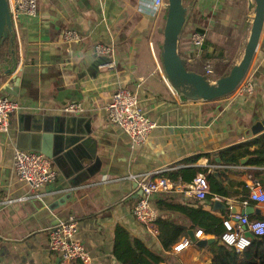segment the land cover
Wrapping results in <instances>:
<instances>
[{
	"label": "crops",
	"instance_id": "0c3cea01",
	"mask_svg": "<svg viewBox=\"0 0 264 264\" xmlns=\"http://www.w3.org/2000/svg\"><path fill=\"white\" fill-rule=\"evenodd\" d=\"M149 3L40 0L36 17L22 18L18 39L4 45L0 94L19 102L22 109L10 116L7 131L0 130V264H58L48 233L66 221L77 222L74 238L90 253L93 264H214L224 244L195 229L186 208L200 206L223 220L232 215L229 206L245 208L239 201L245 195L244 184L249 189L257 182L264 188V167L255 178L258 168L247 163L225 167L216 156L256 139H245L247 130L264 120V25L245 76L253 92L192 102L167 80L161 61L166 14H153ZM183 4L187 13L179 54L185 59L189 35L204 31L201 59L186 66L202 74L204 64H209V80L215 81L242 57L251 29V0ZM67 29L80 33L82 43H64L61 33ZM94 44L111 46L113 53L96 55ZM109 64L112 67L102 66ZM118 88L136 94L139 107L156 124L143 145L132 144L108 118L106 105ZM69 103L81 104L84 112L66 115L63 109ZM20 132L46 136L41 142L57 158L56 179L36 191L13 168ZM192 157L198 159L189 166L206 169V175L217 172L224 179L228 196L209 192L206 200L198 201L175 189L153 194L149 200L158 213L155 225L137 222L131 211L140 176H161L184 167ZM216 201L227 204V210H214ZM247 206L258 210L246 215L249 219L264 220V204ZM158 220L181 229L174 243L167 236V247L160 239ZM199 230L203 234L194 235L193 245L173 251L174 244L191 239L189 231ZM210 239L214 241L207 243Z\"/></svg>",
	"mask_w": 264,
	"mask_h": 264
},
{
	"label": "built area",
	"instance_id": "2783aa9c",
	"mask_svg": "<svg viewBox=\"0 0 264 264\" xmlns=\"http://www.w3.org/2000/svg\"><path fill=\"white\" fill-rule=\"evenodd\" d=\"M11 16V37L15 42L18 39L19 25L22 18H34L37 14L40 0H6ZM167 0H150L149 6L153 14H157L166 9ZM64 43H82L83 37L75 30L67 29L61 33ZM207 40L204 31H194L189 35L186 46V64L200 60L203 54V47ZM92 51L96 55H108L113 53L111 46L94 44ZM112 67V64L102 65ZM204 75L212 73V68L205 63L203 66ZM237 92L251 94L253 83L248 77H244ZM22 109L16 100L2 96L0 94V130L5 132L9 126L10 116ZM110 122L122 130L134 145H143L155 129L156 124L149 119L139 107V100L136 94L125 88H118L106 105ZM66 115L81 114L84 109L79 103H69L64 109ZM13 168L18 178L26 182L32 191L41 189L56 179L57 172L51 159L44 154L34 151L16 150L13 158ZM137 190H141L142 196L137 198L132 206L134 219L145 226L152 227L158 219V213L150 203V196L157 193H167L171 190H181L186 195L198 201L206 200L209 194V184L206 174H198L192 182L187 185H177L164 176L154 174H144L136 181ZM264 204V188L257 182L249 188L246 201L241 202L242 207L249 203ZM232 206H229V211ZM224 232L220 241L235 252L242 253L251 245V240L247 233L254 237L264 236V220H251L246 215H231L222 220ZM78 232L76 221H66L59 223L48 233L49 248L58 257V264H93L90 253L83 244L74 237ZM203 234L202 231L194 233L196 238ZM190 239H183L173 245V251L180 252L190 245Z\"/></svg>",
	"mask_w": 264,
	"mask_h": 264
},
{
	"label": "water",
	"instance_id": "95a60500",
	"mask_svg": "<svg viewBox=\"0 0 264 264\" xmlns=\"http://www.w3.org/2000/svg\"><path fill=\"white\" fill-rule=\"evenodd\" d=\"M250 5L252 9L251 29L240 61L234 64L226 75L215 81H210L208 76L188 70L185 60L180 56L178 43L185 24L187 8L184 6L183 0H167L165 24L162 31L161 61L169 84L181 97L192 102H209L226 97L237 90L253 60L264 25V0H251ZM11 26L8 3L6 0H0V46L6 40H9L11 45L14 44L10 33ZM7 72L9 73V71ZM263 131L264 120L256 122L247 130L245 139L258 137ZM18 138L20 139L18 150L39 152L54 160L53 163H57V158L55 156L54 159V154L50 151L48 144L41 142V139L45 140L46 136L20 132ZM26 138L29 139V144H27ZM248 159L249 157L241 159L240 164L245 165ZM216 161L219 163L218 159ZM213 175L218 178L217 172H214ZM136 195L137 198L141 197V190L138 189ZM214 210L226 211L227 204L216 201ZM252 212L258 213V210L252 206H247L244 209L232 206L230 211L232 215H249ZM188 235L192 242L196 241L193 231H189ZM246 236L249 239L254 238L250 233H247ZM213 241L214 239H210L207 243ZM219 243L223 244L221 241ZM198 244L203 246V243L199 242Z\"/></svg>",
	"mask_w": 264,
	"mask_h": 264
},
{
	"label": "trees",
	"instance_id": "16d2710c",
	"mask_svg": "<svg viewBox=\"0 0 264 264\" xmlns=\"http://www.w3.org/2000/svg\"><path fill=\"white\" fill-rule=\"evenodd\" d=\"M9 40H6L0 46V57L2 55V50L5 44ZM10 42V41H9ZM193 71L191 69H188ZM194 72V71H193ZM204 75V73H202ZM251 147H255L253 150H250ZM216 156L220 160L221 165L227 166H238L240 160L249 157L247 165L259 170L254 171L255 178L259 177L262 174L261 168L264 167V134L260 135L256 139H253L249 142L242 143L239 145L232 146L230 148L220 150L216 153ZM198 157H192L185 160V166L171 172H165L162 176L168 178L173 183H190L199 173L207 174L206 169L199 167L189 166V164L196 163ZM207 181L209 184V191L212 195L218 197H227V187L224 184V179L221 176L216 178L213 174L206 175ZM245 195L242 197L240 202L246 201V195L249 193V189L245 186L243 187ZM188 217L194 223V228L201 229L206 234L213 235L217 240H220L224 228L222 225V220L213 216L212 214L205 212L201 209L200 206L194 208H186ZM160 229V239L165 247H167V236H170L171 243H174L179 235L181 234V229L173 223L159 221ZM138 247H140L138 245ZM141 258V256H139ZM158 261V258H155ZM138 261V260H137ZM139 262V261H138ZM214 264H264V236L254 237L251 240V245L241 254L236 253L233 249L227 247L226 245L218 247V256L214 260Z\"/></svg>",
	"mask_w": 264,
	"mask_h": 264
},
{
	"label": "rangeland",
	"instance_id": "374dc122",
	"mask_svg": "<svg viewBox=\"0 0 264 264\" xmlns=\"http://www.w3.org/2000/svg\"><path fill=\"white\" fill-rule=\"evenodd\" d=\"M164 14H166V9L164 10Z\"/></svg>",
	"mask_w": 264,
	"mask_h": 264
}]
</instances>
